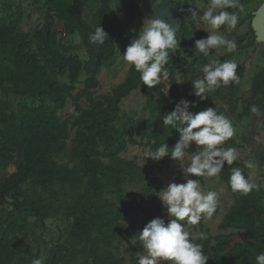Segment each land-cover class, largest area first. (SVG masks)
I'll return each instance as SVG.
<instances>
[{
	"label": "trees",
	"instance_id": "16d2710c",
	"mask_svg": "<svg viewBox=\"0 0 264 264\" xmlns=\"http://www.w3.org/2000/svg\"><path fill=\"white\" fill-rule=\"evenodd\" d=\"M111 1L0 0V170L15 166L0 180V264H32L39 257L44 264H138L139 258L122 244L129 238L128 246L143 251L138 236L147 222L139 224L130 211L141 207L146 219L145 204L157 208L161 185H155L152 167L123 154L129 146L147 152L162 143L170 152L180 133L164 126L163 117L182 99L190 102L192 113L211 108L193 95L170 98L160 83L149 89L130 65L122 82L100 90L101 68L131 42L141 7L151 0H128L118 19L111 15ZM170 1L181 17L194 11L198 0ZM36 3H41V25L28 22ZM252 16L248 27L254 32ZM246 20L241 15L238 25ZM57 22L63 36L78 35L91 48L87 62L72 53L75 45L58 38ZM100 25L105 42L93 44L89 36ZM175 35L177 45L169 50L165 68H194L205 58L196 41L206 34L179 26ZM235 52L226 51L222 60ZM134 90L145 99L139 115L121 108L122 99ZM251 93L254 101L244 112L252 106L264 111V64ZM218 147L228 149L227 141ZM253 167L252 160L243 158L225 164L218 174L232 195L230 209L218 232L206 230L203 239L190 234L209 257L206 264H256V255L264 252V188L254 184L243 194L229 185L232 169L239 168L248 180ZM192 178L202 182L204 176ZM160 212L158 207L149 220ZM47 221L58 222V230Z\"/></svg>",
	"mask_w": 264,
	"mask_h": 264
},
{
	"label": "clouds",
	"instance_id": "9594fccd",
	"mask_svg": "<svg viewBox=\"0 0 264 264\" xmlns=\"http://www.w3.org/2000/svg\"><path fill=\"white\" fill-rule=\"evenodd\" d=\"M233 6V0H211V6L203 15V20L211 27L218 29L221 25L229 27L236 25L237 19L227 11H218ZM215 13V14H214ZM195 16V13H193ZM108 34V33H107ZM106 32L100 25L94 33L90 34L89 41L93 44H103ZM177 45L174 30L162 19H150L143 23L136 38L125 47L123 59L128 65L134 66L140 74L141 84L149 89L158 85L161 80H167L168 71L165 65L169 61V50ZM224 46L228 52L236 49V44L226 40L223 36L212 32L205 39L196 41V48L205 56L210 49ZM237 65L229 60L219 62L212 60L202 68L203 79H196L194 83L195 95L212 92L221 84L227 85L230 81L238 80L236 75ZM205 97L201 96V99ZM189 101L181 100L175 105L174 110L163 117L164 126H172L180 133V139L169 152L166 143L160 144L154 150L145 152V160H161L166 155L174 159H182L185 149L192 142L201 147V150L193 155L190 164L185 169L188 175L217 176L225 164L232 165L238 158L233 148H221L234 135L231 121L219 114L213 108L198 113L188 111ZM253 112H258L256 107ZM183 125V126H181ZM251 162L247 167L251 168ZM229 185L233 192L247 194L254 184L250 183L239 168H234L229 177ZM159 198L166 208L168 220L157 217L151 219L139 231L138 240L141 242L145 254L139 256L138 264H206L209 257L202 252L201 246L190 238V233L185 230L184 223L197 224L202 216L211 218L217 209L218 193L209 190L201 191L199 182L195 179H185L183 183L171 182L161 190ZM201 239L204 235L201 234ZM256 264H264V252L256 255ZM32 264H44V258L32 260Z\"/></svg>",
	"mask_w": 264,
	"mask_h": 264
},
{
	"label": "rangeland",
	"instance_id": "374dc122",
	"mask_svg": "<svg viewBox=\"0 0 264 264\" xmlns=\"http://www.w3.org/2000/svg\"><path fill=\"white\" fill-rule=\"evenodd\" d=\"M42 1V0H41ZM128 0H112L111 1V15L117 19L122 14ZM254 0H233V6L218 11H227L235 16L237 10H241V6L244 5V10L249 14L256 7ZM144 1H141V4ZM154 1H149L148 4L141 7L142 19L140 24H135L132 28L133 39L136 38L139 30L143 26L146 20H150L149 15L152 9ZM259 3V2H258ZM253 7H251V5ZM25 5H28L25 1ZM211 6V2L204 5L202 1L198 0L195 4L194 11L184 12L179 17V26L182 28H197L202 30L206 36L215 32L223 36L226 40L232 41L236 44L235 54L228 59L237 65L236 75L238 80L230 81L227 85L221 84L212 92L202 93L201 96L205 97L201 99V96L195 95L194 81L196 79H203L204 74L202 68L205 64L211 63L212 60L224 62L222 56L227 51L226 47L221 46L218 48L210 49L209 54L205 56L203 60H198L194 68H184L183 70L168 71L167 80H161L163 92L170 98H178L180 96L193 95L196 98L205 101L211 108L215 109L219 114L225 116L231 121L234 128V135L227 143L228 148H233L238 154L237 160L248 158L254 162V167L248 172V181L252 184H260L264 188V111L253 112L252 106L249 112L245 113L244 108L247 104H251L254 101V97L251 93V84L255 75H257L263 68L264 64V41L257 40L255 32H252L247 26L245 21L243 26L238 25L240 16H236L237 22L234 27H229L227 24L221 25L218 29H211V27L203 20V15ZM195 13V16L193 15ZM215 14V13H214ZM242 14H244L242 12ZM41 3H36L33 6L31 17L28 22L31 24H42L41 18ZM26 23V22H25ZM56 28L58 31V38L64 40L68 44L75 45V49L72 53L76 54L83 62H87L89 58V52L91 48L81 44V40L78 35L63 36L62 24L57 22ZM125 50V49H124ZM124 50L118 49L114 60L101 68L98 74L101 91L107 92L116 84L122 82L129 65L123 59ZM158 97V94H155ZM144 96L139 90L132 91L127 97L122 99L121 108L123 111H134L137 115L142 114L141 107L144 104ZM218 147V146H217ZM192 148V149H191ZM200 146L192 142L188 148H186L185 156L182 159H174L169 156H165L161 160H145L146 149L140 146H129L126 152L123 154L126 158L134 159L137 163L149 169L153 168V176L156 179V186L161 185L158 193L167 187L171 182L183 183L185 179H193L192 176L186 177L185 169L190 164V159L198 151ZM15 166L13 164L8 165L7 169L0 170V180L8 177L13 172ZM201 191L207 192L209 190L216 191L218 193L217 206L219 207L216 215L211 218H205L203 226L197 224L184 223L185 230L193 236L204 235L206 230H209L212 234L218 232V224L221 221L223 214L230 209L232 204V195L229 192L226 184L222 182L219 176L207 177L204 176L203 181H199ZM130 194V191H128ZM156 195L155 204L157 208L150 207L145 204L148 217L144 219L142 215L141 207L136 210H131V215L136 218L139 224L143 222H149V215L157 214L158 207L161 212L158 217L164 218L167 222L168 216L166 208L162 204L159 195ZM130 196V195H128ZM47 225L55 232L60 225L55 221H47ZM129 238H126L122 246L128 248L132 254L139 258L145 254V251H141L140 247L133 245L128 246ZM128 256V255H127ZM161 264H164L162 261Z\"/></svg>",
	"mask_w": 264,
	"mask_h": 264
},
{
	"label": "water",
	"instance_id": "95a60500",
	"mask_svg": "<svg viewBox=\"0 0 264 264\" xmlns=\"http://www.w3.org/2000/svg\"><path fill=\"white\" fill-rule=\"evenodd\" d=\"M151 19H162L176 32L179 28V15L170 0H156L149 13ZM257 40L264 41V2L253 12L251 21Z\"/></svg>",
	"mask_w": 264,
	"mask_h": 264
},
{
	"label": "crops",
	"instance_id": "0c3cea01",
	"mask_svg": "<svg viewBox=\"0 0 264 264\" xmlns=\"http://www.w3.org/2000/svg\"><path fill=\"white\" fill-rule=\"evenodd\" d=\"M254 3H256V7L253 9V11H251V14L253 15V12L255 11V10H257L260 6H261V4L264 2V0H254L253 1ZM259 2V3H258ZM251 5V7H253L252 6V4H250ZM242 12L244 13V14H242ZM240 15H242L243 17H244V15H245V18L247 19L246 21H247V23H245V26H247L248 27V24H249V19H248V16H249V13L247 12L246 13V11L244 10V5H242L241 6V10H237L236 12H235V17L236 16H240ZM252 18H253V16H252ZM252 18H251V21H252ZM244 24H242L241 25V27L243 26ZM249 28V27H248Z\"/></svg>",
	"mask_w": 264,
	"mask_h": 264
}]
</instances>
